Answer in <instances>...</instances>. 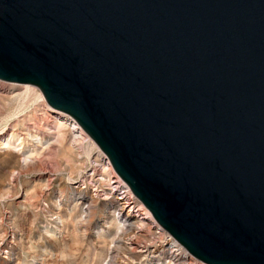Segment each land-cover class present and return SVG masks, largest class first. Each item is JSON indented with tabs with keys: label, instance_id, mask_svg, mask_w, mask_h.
<instances>
[{
	"label": "water",
	"instance_id": "obj_1",
	"mask_svg": "<svg viewBox=\"0 0 264 264\" xmlns=\"http://www.w3.org/2000/svg\"><path fill=\"white\" fill-rule=\"evenodd\" d=\"M0 78L73 115L207 264H264V0H0Z\"/></svg>",
	"mask_w": 264,
	"mask_h": 264
},
{
	"label": "rangeland",
	"instance_id": "obj_2",
	"mask_svg": "<svg viewBox=\"0 0 264 264\" xmlns=\"http://www.w3.org/2000/svg\"><path fill=\"white\" fill-rule=\"evenodd\" d=\"M2 80L0 136L9 139L8 146L0 145V259L8 256L5 242L14 247L13 264H132L126 258L129 250L115 239L118 234L135 237L133 245L140 234L143 244H160L147 239L153 235L151 224L128 230L119 228L114 216L104 219V202L84 224L88 199L64 197L80 172L65 123L50 115L37 84ZM36 137L49 142L31 156L19 150L17 138L34 145Z\"/></svg>",
	"mask_w": 264,
	"mask_h": 264
},
{
	"label": "bare ground",
	"instance_id": "obj_3",
	"mask_svg": "<svg viewBox=\"0 0 264 264\" xmlns=\"http://www.w3.org/2000/svg\"><path fill=\"white\" fill-rule=\"evenodd\" d=\"M0 84H1V82H0ZM16 94L19 96V94H20L19 91L14 93L13 95H16ZM8 139H9V136H6V135H4L2 137L0 136V145L2 147L8 146V144L6 143L8 141ZM36 139H38V140H36ZM36 139L34 142L36 144V146H34L35 144L32 145L30 142H28L29 139L23 140L21 138H17L18 144L20 146L19 150L22 151V153H24L28 156H31L38 149L43 148V145H45V143L49 142V139H42V138H38V137H36ZM111 178L112 177H110V176L105 178L106 183L108 184L106 186V188H107L106 194L103 197L105 200L101 201V200L93 197L92 195L90 196L87 194H82L83 192L78 193L73 189L72 190L70 189V191L66 194L64 193V197L68 198L69 201L70 200H77L78 198H82V197H86V199H88V209L86 210V214H88V217L86 218V221L84 222V224L85 223L87 224L88 222H90L92 220V217L95 215L96 208H97L96 206L98 205V203L101 204L102 202H104L105 208L107 210V216L105 214L104 219L111 218V216H114L115 218H117V221L119 222V224H118L119 228H120V223H126V229H128V230L132 229L133 230L135 228V222L134 221H130L131 219H129V217L124 219V221H122L120 218V217H122V215H121L122 210L119 207L120 199L117 198L113 194V192H111V190L115 191L118 189L119 180L117 178H115V179H111ZM61 192H63V190ZM78 195H80V196H78ZM121 198H123V197H121ZM131 203H132V207L135 208L136 203H134V202H131ZM146 213H148L149 217L152 219L151 223L153 225V228L151 227L153 235H149L147 239L151 240L153 238V239H155V242L160 241V244H158V245L143 244L142 240H144V239H141V238H145V235L140 234L139 235V237H141V238H139L140 240L135 241L137 243H135L133 245V243L131 241L133 238L136 240L135 237L129 236L127 238H124L125 236L123 237V234H121V233L118 234V236H116V238H115L116 241L119 242L118 244L129 250V254L126 257L127 261L129 260L132 264H196V261L192 260L190 258V255L193 258H196V257L194 255H192L187 250V248L185 246H183L174 236H170L171 234L163 226H161L157 222V220L153 217V215L151 214V212L149 210ZM127 222H128V224H127ZM137 233H140V232H137ZM136 236H138V235H136ZM12 240H13V238H12ZM12 242L13 241H11V243ZM2 245H3V248L8 249V251H7L8 256L1 258L0 264H13V263H15L14 262L15 261V257H14V251L15 250H14L13 245H7L5 242L2 243ZM196 259H198V258H196ZM121 260H123V259H121ZM124 260H126V259H124Z\"/></svg>",
	"mask_w": 264,
	"mask_h": 264
},
{
	"label": "built area",
	"instance_id": "obj_4",
	"mask_svg": "<svg viewBox=\"0 0 264 264\" xmlns=\"http://www.w3.org/2000/svg\"><path fill=\"white\" fill-rule=\"evenodd\" d=\"M2 81L0 79V82ZM48 107L52 112L50 115L55 120L58 119L60 122L65 123L70 141L80 161V172L73 178V183H69V186L75 191H86L89 195L99 200H105L103 197L106 194V186L108 185L105 178L109 176L112 177L111 179L117 178L119 180L118 189L115 191L111 190V192L120 199L119 207L122 210L121 220L124 221V219L129 217L131 219L130 221L135 222V228L137 227L138 229L142 228V224L152 225V219L146 213L148 208L135 195L130 185L117 174L107 154L99 147L77 119L66 111H54L49 104ZM131 202L136 203L135 208L132 207ZM120 228L126 229V223H120ZM158 242L160 243V241ZM190 258L195 260L196 264H207L193 258L191 255Z\"/></svg>",
	"mask_w": 264,
	"mask_h": 264
}]
</instances>
